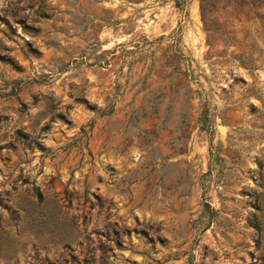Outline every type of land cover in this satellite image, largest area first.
Returning a JSON list of instances; mask_svg holds the SVG:
<instances>
[{"label":"rangeland","instance_id":"374dc122","mask_svg":"<svg viewBox=\"0 0 264 264\" xmlns=\"http://www.w3.org/2000/svg\"><path fill=\"white\" fill-rule=\"evenodd\" d=\"M0 264H264V0H0Z\"/></svg>","mask_w":264,"mask_h":264}]
</instances>
